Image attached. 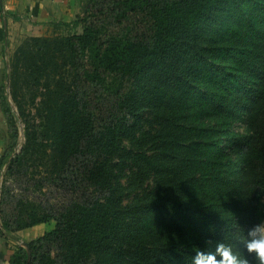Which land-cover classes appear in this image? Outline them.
<instances>
[{"label": "trees", "instance_id": "trees-1", "mask_svg": "<svg viewBox=\"0 0 264 264\" xmlns=\"http://www.w3.org/2000/svg\"><path fill=\"white\" fill-rule=\"evenodd\" d=\"M73 24L22 42L0 88L13 140L24 122L8 173L35 160L76 190L2 217L4 245L56 221L9 264H191L205 239L247 255L264 219V0H88Z\"/></svg>", "mask_w": 264, "mask_h": 264}, {"label": "rangeland", "instance_id": "rangeland-1", "mask_svg": "<svg viewBox=\"0 0 264 264\" xmlns=\"http://www.w3.org/2000/svg\"><path fill=\"white\" fill-rule=\"evenodd\" d=\"M77 1V15L73 16L69 21L54 24L51 32L48 33V31H44L43 33H39L37 35H27L23 37L19 36L14 41H9L10 46L7 47L5 54L8 66H6L2 72L0 88L5 84L6 91L10 89V80L6 75L9 71V63L17 47L27 38L31 36L68 35L74 32L82 31L81 26L73 24V22L83 14V9L88 0ZM26 29H29V27ZM7 99L16 114V106L9 93L7 94ZM0 109L2 112V125H0V157L5 155V164L0 165V221L4 216L15 219L17 218L16 216L20 211L31 209L40 210L42 207L53 211H58L68 199L76 196L75 186H70L68 184L64 185V183L62 184V182L58 180L52 181L51 178L46 176L45 167L35 160H28L24 162L23 166L17 170L19 174L15 173L11 175L8 173L6 161L7 158L9 159L13 157L15 153L19 152L25 141L24 122L16 115L18 134L15 140H13L10 127L4 114L5 112L3 111L1 105ZM33 115L34 113L31 115L32 118L34 117ZM237 124L240 125V123ZM242 128L244 127L240 125L239 129L242 130ZM13 141L14 144L11 147ZM55 224V219H51L46 222H41L40 226H45V231H48L55 227ZM10 225L13 228L15 223H10ZM32 226L24 227L18 230L20 231L19 234L18 231H15L13 234L10 233L8 235L6 242L7 244H10L9 250L11 249V254H14L19 246L26 247L23 242L29 241V237H33L34 239L39 236L38 232L42 231V227L37 231L35 230L31 235L27 234V232L31 230L30 227ZM24 234L26 236H24ZM12 236L17 237V239L12 238Z\"/></svg>", "mask_w": 264, "mask_h": 264}, {"label": "crops", "instance_id": "crops-1", "mask_svg": "<svg viewBox=\"0 0 264 264\" xmlns=\"http://www.w3.org/2000/svg\"><path fill=\"white\" fill-rule=\"evenodd\" d=\"M77 3V0H0V81L4 68L8 66L5 54L7 47L10 46L9 41L12 42L19 36L51 32L54 24L69 21L77 15ZM28 27L29 29H26ZM1 120L0 109V125ZM40 225L41 223H38L32 226L34 228L30 227L31 230L29 228L27 234L31 235L42 227V231L38 232L40 236L46 229ZM32 239L33 237L28 238ZM4 244L0 237V264H9L12 251L9 250L10 244Z\"/></svg>", "mask_w": 264, "mask_h": 264}, {"label": "clouds", "instance_id": "clouds-1", "mask_svg": "<svg viewBox=\"0 0 264 264\" xmlns=\"http://www.w3.org/2000/svg\"><path fill=\"white\" fill-rule=\"evenodd\" d=\"M261 203L264 204V198ZM242 243L247 255L234 252L231 245L221 240L213 243L211 239H205V247L193 252L191 264H251L248 256L258 264H264V219H260L247 230Z\"/></svg>", "mask_w": 264, "mask_h": 264}, {"label": "water", "instance_id": "water-1", "mask_svg": "<svg viewBox=\"0 0 264 264\" xmlns=\"http://www.w3.org/2000/svg\"><path fill=\"white\" fill-rule=\"evenodd\" d=\"M23 243H24L25 246H27V245H26V242H23ZM28 251H29V249H28ZM29 257H30V254H29Z\"/></svg>", "mask_w": 264, "mask_h": 264}]
</instances>
